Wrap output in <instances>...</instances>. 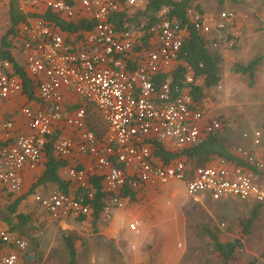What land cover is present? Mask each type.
Instances as JSON below:
<instances>
[{
  "label": "built area",
  "instance_id": "2783aa9c",
  "mask_svg": "<svg viewBox=\"0 0 264 264\" xmlns=\"http://www.w3.org/2000/svg\"><path fill=\"white\" fill-rule=\"evenodd\" d=\"M25 20L15 28L14 47L25 56L26 75L34 80L39 105H22L30 133L14 132V120L1 127L9 143L0 149V188L12 193L22 189L19 170L35 167L51 135L64 129L52 143L53 153L66 161L76 151L95 158L90 172H98L105 191L103 212L123 207L125 188L168 180L183 183L191 197L209 196L215 201L237 198L257 205L264 217V157L238 147L235 156L246 164L217 157L193 167L187 159L169 162L154 155L159 143L180 152L208 135L227 127L225 119L209 114L204 99L195 100L192 87L201 85L184 58L187 26L167 14V7L154 19L137 10L148 0H25ZM55 18L77 26L63 31ZM27 12V13H26ZM186 17L202 34L206 44L219 47L212 32L225 31L236 38L235 15L223 10L217 17L186 7ZM83 23L85 27H78ZM230 40L228 42H230ZM228 44V43H227ZM231 44V42H230ZM186 70L178 83L170 81L178 66ZM167 79H160L168 74ZM8 59H0V101L23 91V81ZM76 96L69 98L67 96ZM78 105H73L74 101ZM101 127L98 134L94 128ZM246 134H244L245 136ZM260 133L254 135V143ZM86 168L68 167V177L87 188ZM93 191L72 194L53 190L35 200L54 218L85 217L92 211ZM135 230L136 225L130 224ZM9 248L11 250H5ZM27 241L12 237L0 222V264H19V252ZM255 264H264V254Z\"/></svg>",
  "mask_w": 264,
  "mask_h": 264
},
{
  "label": "crops",
  "instance_id": "0c3cea01",
  "mask_svg": "<svg viewBox=\"0 0 264 264\" xmlns=\"http://www.w3.org/2000/svg\"><path fill=\"white\" fill-rule=\"evenodd\" d=\"M12 1L17 4L18 10L21 12L22 3H26V1ZM10 2L11 0H0V24H7L8 22V26L0 27V43L2 36L7 34L10 27L8 19ZM219 3L230 2L229 0H225V2L220 0ZM216 7L213 8L212 12H208V14L216 17L217 13L222 11ZM223 8L227 7L224 6ZM234 24L236 25V21ZM214 36L220 42L219 47L221 46V50L219 53L225 59L228 51L225 46L228 45L229 40L226 41L224 39L223 32H216ZM222 36L223 38H221ZM9 50L17 63L24 66V54L19 52L14 46ZM215 50L218 51V48ZM33 93V96L30 97L26 92L22 91L20 94L10 96L5 101H0V124L6 119H13L15 134L30 133L31 129L24 115L21 114L20 108L26 104L31 106L39 105L36 87H34ZM67 97L75 98L76 96L72 95ZM73 105H78L76 100ZM209 114H211L210 110ZM64 129L65 127L49 138L48 144H50V151L56 158L57 156L53 153L52 143L55 137L59 135V132H62L63 136L70 135ZM7 139L0 125V144H8ZM46 148L39 163L35 167L31 168L25 165L19 170V175L22 179V189L20 192L12 193L0 188V222L9 230L12 237H21L27 241V248L19 252V264H69L70 251L65 242L66 238L71 239L75 247V259L72 264H181L180 256L186 250L184 211L179 206L176 207V204L178 205L179 202L175 204L168 202L165 204L164 201L161 210L156 214L157 217L152 218V214L157 211H154L153 208H148V203L145 200L140 201V198L150 185L140 187L131 198H124L125 203L123 207H114L109 214L104 213L102 209L96 220L93 219L94 209L89 215L79 218L69 216L58 219L50 215L35 200L36 195L45 196L53 190H60L55 182L46 181L37 183L39 177L45 170ZM203 160L202 158L197 164L194 161L193 166L205 163ZM66 162L67 164L61 165L58 168L57 174L63 181L68 182V189L66 191L68 193L78 195L81 194L80 189H83L75 181L69 179V166L86 168L88 170L86 174L87 183L88 179L92 176H101L98 172H90L92 165L95 163V158L92 156L73 151V154ZM166 195L168 197L169 195L171 197L174 196L172 193H167ZM14 202H17V205L11 211L10 207ZM260 214L263 217L262 212ZM21 216L23 217L22 222H20ZM36 219L38 220L36 221ZM262 222L264 224V217L262 218ZM130 224H135L136 229H131ZM217 231V228L214 232L210 229L207 230L210 236L209 244L211 250L218 254L220 258L219 253L213 247L214 239L210 233L214 234V237L216 236L221 242H229L235 239H220L218 235L221 233L218 234L216 233ZM243 248L244 246H242L240 252H243ZM5 250L11 249L5 248ZM262 251L258 250L256 252L257 254L253 253L254 256L250 257V253L245 250L246 253H243V255H246V263L236 260V256L240 254V252H236L227 261V264H249L254 259L257 262L258 257L264 254V249Z\"/></svg>",
  "mask_w": 264,
  "mask_h": 264
},
{
  "label": "rangeland",
  "instance_id": "374dc122",
  "mask_svg": "<svg viewBox=\"0 0 264 264\" xmlns=\"http://www.w3.org/2000/svg\"><path fill=\"white\" fill-rule=\"evenodd\" d=\"M219 1L201 0L198 4L206 13L212 12L216 6L220 10L233 11L237 36L230 40L231 44L229 42L225 46L228 51L225 59L221 56L220 81L208 90L204 100L211 115L222 117L227 123V127L218 134L220 143L225 148L237 153L238 147H242L264 157V0H229L230 3ZM224 6L227 8H223ZM1 26H8V22L1 23ZM220 50L221 46L218 47V53ZM256 56H261L262 59L254 68V79L251 83L246 74L235 72L233 66L235 63L246 64ZM256 132L260 133L257 144L254 143ZM202 157H193L195 164ZM167 193L174 196L168 197ZM143 200L148 203V208L157 211L152 214V218L157 217L164 201L165 204L179 202L176 207L179 206L184 211L186 249L180 256L181 264H221L218 254L211 250L208 229L214 232L217 228L216 233H221L218 235L220 239L242 241L244 248L236 256L238 262L246 261V255H243L245 250L250 253V257L258 250L263 252L262 215H258L248 234L243 232L241 224L251 211V203L237 198L214 201L209 197H191L186 194L183 183L173 179L150 185L140 198V201Z\"/></svg>",
  "mask_w": 264,
  "mask_h": 264
},
{
  "label": "trees",
  "instance_id": "16d2710c",
  "mask_svg": "<svg viewBox=\"0 0 264 264\" xmlns=\"http://www.w3.org/2000/svg\"><path fill=\"white\" fill-rule=\"evenodd\" d=\"M198 1L199 0H148V2L146 3L143 9L137 10V14L135 16L136 21H139L138 20L139 17L144 15L146 17L148 16L151 19H154V13L162 9V7H167L168 9L167 14L170 17L177 18L178 20L181 21L182 25L187 26L188 34L184 37L183 40L184 42L183 52L186 53L184 58L193 67L195 75L203 77L202 85H195L192 87L191 94L195 100L205 99L208 90L212 86H216L221 78L220 68H219V64L221 62L220 53H218V51L215 50L212 51L213 48H211L206 44L204 36L194 29L193 25L189 23L188 18L186 17V7L188 6H194L201 13H206L204 9L201 8V6L198 4L199 3ZM220 12L221 11L217 13V16L219 15ZM43 16L48 19L54 20V22L58 24L63 31H73L76 30L75 28H77V26H73V24L55 18V16L49 11L45 12ZM8 19H9L10 27L7 34L3 35L1 38L0 59H8L12 63L15 71L20 73L22 76L23 92H26L27 95L32 97L34 94L33 90L35 87L34 80H32L26 75L24 71V66L19 65L17 63L14 56L11 54L9 50L12 49V47L14 46L13 41L15 37L16 26H18L21 22L25 20L24 13L18 10L17 4L12 0L9 3ZM80 26L85 27L86 25L80 23L78 24V27ZM222 32L224 33V39L226 41L231 39V36L226 35L225 31ZM214 33L216 32L213 31L212 34H210L212 40L217 39L214 36ZM221 38H223V36ZM261 59H262L261 56H256L250 59L246 64L235 63L233 66V70L235 72L246 74L250 78V81L252 83L254 79V68ZM185 71L186 70L184 69V67L182 65H179L176 72L173 73V76L171 77L170 81L173 83H178L180 79L183 77ZM168 76L169 73L165 74V76L161 75L160 79L162 80L167 79ZM92 123L94 124V128L97 130V133L101 134L102 133L101 127L96 126L94 121ZM219 132L208 135L200 143L185 148L180 152L167 151L159 143H156L154 149V155L156 157L163 159L165 162H169L173 158L183 157L184 159H187L189 167H193L194 165L193 157L198 155L203 156L202 157L204 159L203 162H209L214 158L222 157L231 161H235L237 163L246 164L241 158L235 156L234 152H231L220 143V139L218 136ZM7 141L9 143L10 139H7ZM5 145L7 144L1 143L0 149ZM46 149L47 152H46L45 170L43 174L39 177L37 183L46 182V181L55 182L60 190L66 192L68 189L67 188L68 182L63 181L58 176L57 170L61 165L67 164V162L64 160H59L53 156V154L50 151V144L47 145ZM88 184L90 188L87 187L80 189V193L86 195L87 190L93 191V198L90 200V202L92 204V208L94 209L93 219L96 220L102 210V198L104 197L105 194L102 185V176H92L90 179H88ZM123 195L131 198L132 196L135 195V191L125 188L123 190ZM16 203L17 202H14L11 205L10 207L11 211L15 209L17 205ZM258 215H260V211L258 210L257 205H252L249 215L241 221V224L243 226L242 227L243 232H245V234H248L250 232V228L254 223V221L257 219ZM22 219L23 217L21 216L20 222L23 221ZM210 234L213 236L214 239L213 247L219 253L221 264H227V261L231 257H233L236 254V252H240V250L242 249L243 245L240 239H235L229 242H221L218 240L216 236L214 237V234L212 233ZM65 242L70 251L69 264H72L75 259V247L71 239L66 238ZM255 260L256 259L251 261L249 264H254Z\"/></svg>",
  "mask_w": 264,
  "mask_h": 264
}]
</instances>
